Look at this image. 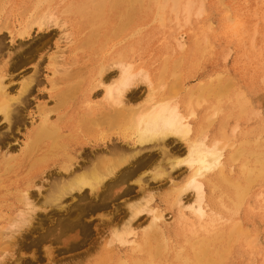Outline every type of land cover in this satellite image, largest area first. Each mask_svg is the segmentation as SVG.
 <instances>
[{"label":"bare ground","instance_id":"1","mask_svg":"<svg viewBox=\"0 0 264 264\" xmlns=\"http://www.w3.org/2000/svg\"><path fill=\"white\" fill-rule=\"evenodd\" d=\"M197 3L0 0V32L10 42L16 39L22 45L12 62L7 56L12 52L10 45L0 48L3 121H11L15 105H24L22 98L34 81L13 71L38 52L46 55L51 39L43 35L27 46L23 41L34 32H58L52 52L44 57L48 69L45 79L38 81L51 96L34 105L31 112L35 117L27 120L28 126L25 116L19 119L23 129L31 128L23 144L15 148L7 140L0 142V178L15 175L23 181L14 192L15 209L0 228V264H6L16 253L35 251L37 244L25 245L27 238L18 233H30L39 208L28 189L31 177L57 157L64 163L53 185L52 202L62 217L78 218L93 212L92 208L79 207L81 204L68 210L70 204L64 200L75 192L88 190L96 200L125 183L138 188L134 196L127 191L124 200L117 199L124 204L122 215L106 219L108 234L103 248L108 252L128 249L129 253L116 262L105 253L97 264H226L233 245L243 242L256 247L257 238L247 231L242 211L253 190L264 184V128L241 129L240 121L250 112V101L234 87L233 79L223 82L217 75L195 89H184L194 77L199 58L211 49L208 39L195 45L181 32L192 24L193 15L199 18L206 14V5ZM147 14L154 16L152 21L162 37L154 61L147 55L152 38L143 27ZM167 22H173L178 31L172 38L159 30ZM229 28L232 35L240 32L237 21ZM83 52H90L92 66L80 60ZM177 54L185 58L183 66L180 59L173 60ZM16 76L19 88L10 91ZM168 78L172 79L170 85ZM140 88L143 93L139 97L136 91ZM50 97L54 100L51 106ZM99 126L115 130L118 139L114 141L128 140L131 144L116 145L113 141L108 149L91 152L90 159L78 161L70 148L81 145L85 135L89 141L97 136L106 138L95 133ZM175 145L182 148L174 149ZM151 150L159 151V157L144 155ZM181 168L186 169V175L175 182L182 171L180 176L175 173L179 177L173 175L177 177L174 179L171 174ZM147 178L159 185L148 187ZM164 179L169 180L167 185L162 184ZM45 181L35 184L38 188L34 190L40 192ZM161 195L175 214L169 226L162 223L163 213L151 207ZM262 202L264 205V198ZM144 212H151L152 219L145 225L136 224ZM76 250L75 246L68 249ZM45 258L52 261V252L45 249ZM12 261L39 263L22 256Z\"/></svg>","mask_w":264,"mask_h":264},{"label":"rangeland","instance_id":"2","mask_svg":"<svg viewBox=\"0 0 264 264\" xmlns=\"http://www.w3.org/2000/svg\"><path fill=\"white\" fill-rule=\"evenodd\" d=\"M194 2L196 5L198 4L197 2H203L206 5V14L199 18L193 15L191 17L192 24L182 28L181 32L186 36V40L189 38L188 42L191 41L195 45H198L205 38L208 39L211 49L199 58L194 77L186 82L184 89H195L200 83L206 82L217 75H221L223 82L227 81L228 78L233 79L234 81L232 83H234V87L239 88L247 94L250 101V112L240 121L241 129L243 131H250L252 129L264 128V0H194ZM153 17L152 14H147L143 22L147 37L152 36L148 43L147 54L150 61H154L158 50L157 48L161 46L162 41V37L156 31V24L152 21L154 19ZM236 21L239 22L240 32L235 36L232 35L229 26H233ZM159 30L164 32L169 38L174 37L178 33L173 22H167L166 26L162 29L159 28ZM57 33L56 30L34 32L26 41H23V46H27L43 35L46 39H51L48 43L50 47L47 45L49 50L46 55L44 52H38L33 55L32 59L29 58L24 61L16 71H13L14 74L20 73L21 76L25 75L28 78L30 77L29 80L34 81L31 83V93H25L24 99L22 98L24 105L21 108H15L16 105L12 108L11 121H3L2 117H0V142L7 140L13 143L15 148L23 144L31 128L23 129L18 122L19 119L21 120L25 116V123L28 126L29 121L27 120L34 116V105L39 100L47 99V96H51L42 84H38V81H44L45 79L44 74H46L48 69L44 57L52 52ZM10 40H8L6 34L0 32V48H5V46L10 45L12 48L10 52H12L8 53L7 56L8 60L12 62L15 59L18 48H21L22 45H18L19 42L16 39L11 42ZM90 56V52L80 53V60H84L83 64L88 65V67L94 64L91 62ZM177 58L180 59L183 66L186 62L185 58L183 60L177 54L173 60H177ZM18 79V76H16V84L12 83L10 91L19 88ZM171 80V78L167 79L168 85H170ZM141 89L136 91L139 97L143 93V89ZM167 91L168 88H166ZM53 101L52 97L48 98V105H53ZM51 116L54 119L56 117L55 112H52ZM99 127V130L97 128L94 130L95 133L103 135L106 138L100 139L97 136L92 141H89L85 135L81 145L70 148V154L73 157L77 156L79 158L78 161L84 159L82 162H85L86 159L91 158V152L108 149L113 145L112 143L115 138L118 139V136L115 135V130L109 131L106 126ZM114 143L116 145L131 144L128 140H119V142L116 140ZM178 148L181 149L182 147L175 145L174 149ZM148 154L155 155V157H159L160 155L159 151L156 152V150H151L144 155ZM162 162L164 164L166 159H163ZM63 163L64 161L61 157L50 159L46 165L31 177L32 185L28 191L34 199L37 198L35 202L37 201L36 203H38L37 206L39 208L31 223L30 233H27L28 235L22 231L18 233H24L22 236L24 239L27 238L25 240L26 243H24L25 245H37L33 253L24 252L22 255L16 253L12 256L13 259L12 257L11 260L9 258V260L7 259L6 264H15L16 261L13 262L12 260H17L20 256L25 258L26 261L34 258L39 261L38 264H97L99 258L105 253L108 257H112L113 262H116L119 258H124V255L129 253L130 250L128 249H112L109 252L104 249L108 234L106 219L112 217L114 220V217L116 218L117 215L123 214L124 204L120 201L119 204L117 199L120 200L123 198L121 200H124L125 197L123 195L127 191L132 192L131 194L134 196L138 189L137 186L131 183L119 185L102 194L96 200L88 190L81 193L75 192L71 196H67L64 200L68 205L70 204L68 210L73 211L79 207H83L86 209L92 208L94 209L93 212L88 215L85 214L83 217L80 216L81 218L79 216L78 218L76 216H72V218L62 217L61 214L56 212V207L53 205L52 189L59 178L58 174L63 172L61 169ZM184 169L181 168L176 172H172L171 176L177 175L175 173H178L179 176L183 174L181 177L177 175L179 178L173 176L172 179L177 178V180H174L175 182H180L186 175V171H183ZM42 179H46L47 181L41 187L42 189L40 188V192L35 191L34 189L38 188L35 187V184L41 182ZM168 179L161 181L162 184L167 185L170 180ZM146 181L148 187L159 185L158 181H148V178L145 179ZM22 182V179L15 175L2 176L0 178V228L6 224L7 217L15 209L14 192L16 187ZM263 198L264 184L260 189L253 190L242 211L245 220L244 225L247 231L257 238L256 247L251 248L243 242L233 245L229 251L226 264H264V205L263 202L261 203ZM163 199L162 195L156 196L151 207L163 213L162 223L169 226L174 220L175 214ZM113 204L114 207H111ZM78 205L80 206L78 207ZM103 206L106 207L103 208ZM151 214V212L142 213L137 219L136 224L140 223V225H145L152 219L153 215ZM53 216L54 220H49ZM13 237L17 238V235ZM74 246L77 247V250L69 252L68 249ZM45 249L52 252V261L45 258ZM106 264H111V262H107Z\"/></svg>","mask_w":264,"mask_h":264},{"label":"snow or ice","instance_id":"3","mask_svg":"<svg viewBox=\"0 0 264 264\" xmlns=\"http://www.w3.org/2000/svg\"><path fill=\"white\" fill-rule=\"evenodd\" d=\"M122 83L126 86L127 85V81H122Z\"/></svg>","mask_w":264,"mask_h":264}]
</instances>
